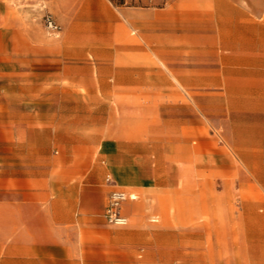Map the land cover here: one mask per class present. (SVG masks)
Listing matches in <instances>:
<instances>
[{"label":"crops","instance_id":"0c3cea01","mask_svg":"<svg viewBox=\"0 0 264 264\" xmlns=\"http://www.w3.org/2000/svg\"><path fill=\"white\" fill-rule=\"evenodd\" d=\"M216 1L213 14L182 12L177 19L168 3L141 13L135 5L118 7L112 0H0V101L6 103L7 117L12 119L7 133L12 135L11 143L37 154L33 159L12 161L11 179L20 185L7 190L5 201L0 202V230L6 231L0 237V264H116L109 257V241L111 231L119 230H111L95 217H104L111 189L106 177L131 195L128 199L135 195L112 173L104 175L105 166L94 164V129L79 123L77 109L67 103H77L79 69L113 70L120 85L140 83L141 75L135 71L141 67L105 59L119 49L142 46L133 42L135 35L149 46L156 62L163 59L174 72L179 69L170 55L205 54L206 31L212 30L208 44L221 72L206 75L204 60L182 58L183 83L223 85L231 118L248 112L247 102L252 100L253 111L264 116V0ZM47 16L59 23V35L47 31ZM178 20L180 34L174 30ZM207 21L212 24L206 25ZM115 28L132 44L116 49L111 43L114 36L101 34ZM127 29H132L133 37L125 35ZM88 55L99 62L90 61ZM250 72L253 84L261 88L257 94L244 88ZM197 95V101L205 99L202 93ZM47 102H54L56 109L49 113L10 109V104L40 107ZM233 126L231 153L247 157L245 150L254 146L240 141ZM251 179L264 182L258 172ZM260 215L264 216V208ZM129 254L130 264H141L135 249Z\"/></svg>","mask_w":264,"mask_h":264},{"label":"rangeland","instance_id":"374dc122","mask_svg":"<svg viewBox=\"0 0 264 264\" xmlns=\"http://www.w3.org/2000/svg\"><path fill=\"white\" fill-rule=\"evenodd\" d=\"M112 2L118 7L135 5L141 13L168 3L177 19L182 12L213 14L217 4L216 0ZM181 24L179 20L174 24L178 34ZM57 25L55 32L45 27L50 34L59 35L61 27ZM131 33L132 29H127L125 35L133 37ZM101 34L113 35L111 43L116 49L129 43L121 37L119 28L102 30ZM212 35L207 29L203 55H170L179 69L174 72L163 59L156 62L149 46L136 35L133 42L142 46L105 55L106 62L141 67L135 71L141 75L140 83L120 85L113 70L79 69L78 100L76 105L72 102L67 106L77 109L79 123L94 129V164L105 166L104 175L112 173L135 195L121 209L128 216L126 225L109 224L103 215L95 216L111 230H119L110 233L111 263L130 264L129 253L135 249L141 264H264V216L260 215L264 182L251 179L253 172L264 176V116L253 111L252 100L247 102L251 106L248 112H237L231 118L232 108L223 95V85L184 84L181 77L182 58L204 60V73L219 75L208 44ZM88 58L99 62L90 55ZM249 76L244 88L251 95L257 94L259 83L253 84L252 72ZM199 92L205 99H195ZM21 104H10V109L15 113L34 108L49 113L56 109L54 102L40 107ZM8 113L6 103L0 101V202L5 201L7 190L19 184L11 179L12 161L37 156L35 151L11 143L12 135L7 130L12 119ZM231 124L240 141L248 140L254 146L245 150L247 157L237 158L231 153ZM5 232L1 229L0 237Z\"/></svg>","mask_w":264,"mask_h":264},{"label":"built area","instance_id":"2783aa9c","mask_svg":"<svg viewBox=\"0 0 264 264\" xmlns=\"http://www.w3.org/2000/svg\"><path fill=\"white\" fill-rule=\"evenodd\" d=\"M45 24L49 31H58L59 26L50 17H45ZM106 183L111 187L108 202L105 207L104 217L109 224L114 225H126L127 217L122 214L121 207L123 203L128 199L132 198L125 190L117 187L110 177H106Z\"/></svg>","mask_w":264,"mask_h":264}]
</instances>
